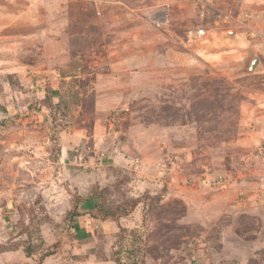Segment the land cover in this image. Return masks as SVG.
I'll use <instances>...</instances> for the list:
<instances>
[{
	"label": "rangeland",
	"instance_id": "374dc122",
	"mask_svg": "<svg viewBox=\"0 0 264 264\" xmlns=\"http://www.w3.org/2000/svg\"><path fill=\"white\" fill-rule=\"evenodd\" d=\"M164 4L0 0V264H264V54Z\"/></svg>",
	"mask_w": 264,
	"mask_h": 264
},
{
	"label": "crops",
	"instance_id": "0c3cea01",
	"mask_svg": "<svg viewBox=\"0 0 264 264\" xmlns=\"http://www.w3.org/2000/svg\"><path fill=\"white\" fill-rule=\"evenodd\" d=\"M209 1L211 2V5L209 6V9L205 12L204 17L209 16V14H211V12H214V11L215 12H218V11L227 12L229 8H232L235 14L236 13L237 14L239 13L252 14L253 23L257 24L260 27H264V0H209ZM169 2L170 4H164V5H169L171 7L170 21L167 26L163 27L164 30L162 32V35L164 36L166 35L165 37H167V39L174 41V42H178L179 40L183 39L182 38L183 34H185L186 32L189 33L190 30H193V31L196 30V27L193 26V23L194 24L196 23L198 25L204 24L203 23L204 19L202 18L201 11L197 7L196 1L194 0H169ZM192 18L194 20H192ZM139 20L141 21L137 22L134 28H132V30L122 31L121 39L122 37L128 35L130 32H133L134 35H135V31H137L138 34L142 33V31L146 27L145 21L147 19L145 18V16L141 15L139 17ZM214 21H205V24L202 25L204 28L207 29L208 33L210 34V38H209L210 40H214L216 38L221 39L224 36L233 37V36H238L240 34V35H243L246 40L245 45L251 47L250 49L251 52H256L252 50H257V51H260V53L264 54V44L247 40L246 35L243 33V31L237 27H232V28L218 27L214 24ZM159 27H156V28L158 29L162 28V26H159ZM12 33L13 31H11V33L5 34V36L10 37L12 36L11 35ZM149 52H154V50L151 49ZM108 58L109 57L107 56V59ZM117 58L115 57V59L112 60V57H111L108 59V61L112 65H116L120 63V60H121V59L118 60ZM103 61L107 62V60L106 61L103 60ZM2 64H7V65H2ZM89 64H90L89 67L92 69L98 67V66L93 65L92 61H90ZM0 66L3 67L2 69H0L1 70L0 72H3L5 74H14L16 70L14 56L12 55V57L8 61L0 62ZM67 77L73 78L74 76H67ZM74 134H79V133L78 131H75ZM64 149L68 150V147L64 146Z\"/></svg>",
	"mask_w": 264,
	"mask_h": 264
},
{
	"label": "built area",
	"instance_id": "2783aa9c",
	"mask_svg": "<svg viewBox=\"0 0 264 264\" xmlns=\"http://www.w3.org/2000/svg\"><path fill=\"white\" fill-rule=\"evenodd\" d=\"M197 3L198 9L201 11L202 18L204 19L205 12L209 9L211 2L209 0H194ZM170 13L171 7L169 5H165L160 7V10L155 16L152 18V21L155 25L167 26L170 21ZM217 19L214 21V24L218 27L222 28H232L237 27L243 31L246 35L247 40L259 42L264 44V27H260L257 24L253 23V16L250 13H239L235 14L232 8H229L227 12L218 11ZM189 36H194V40H206L209 37V33L206 28L203 26L197 25L195 31L190 30ZM112 53V52H109ZM111 58V55H108ZM108 58V59H109ZM93 65L97 63V60L92 61ZM97 66V65H95ZM28 119L33 122L41 123L44 121V117L41 112L37 109H33L27 114ZM242 198L245 197L246 203H252L256 206L261 205L264 206V184H259L254 187L251 191H248L246 195L241 194Z\"/></svg>",
	"mask_w": 264,
	"mask_h": 264
},
{
	"label": "trees",
	"instance_id": "16d2710c",
	"mask_svg": "<svg viewBox=\"0 0 264 264\" xmlns=\"http://www.w3.org/2000/svg\"><path fill=\"white\" fill-rule=\"evenodd\" d=\"M95 209H96V211H97V214H98V213L100 214V213L102 212V211L100 210V208H99L97 205L95 206ZM76 214H77V218L81 217L79 211L76 212ZM86 216H87V215H86ZM92 218H93V219H96V220H100V219H98L97 215H96V216H92ZM112 219L114 220V218H112ZM101 221H102V222H109V217H108V216L102 217ZM111 222H116V221H111ZM27 254L30 255V252H27Z\"/></svg>",
	"mask_w": 264,
	"mask_h": 264
},
{
	"label": "water",
	"instance_id": "95a60500",
	"mask_svg": "<svg viewBox=\"0 0 264 264\" xmlns=\"http://www.w3.org/2000/svg\"><path fill=\"white\" fill-rule=\"evenodd\" d=\"M253 65H254V63L251 64V66H253ZM76 75H77L76 73L69 74V73H66V72H62V74H61L62 78L67 77V76H76Z\"/></svg>",
	"mask_w": 264,
	"mask_h": 264
}]
</instances>
